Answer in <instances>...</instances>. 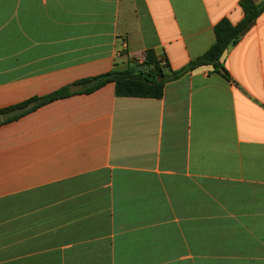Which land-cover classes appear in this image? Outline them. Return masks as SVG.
<instances>
[{
  "label": "crops",
  "instance_id": "crops-1",
  "mask_svg": "<svg viewBox=\"0 0 264 264\" xmlns=\"http://www.w3.org/2000/svg\"><path fill=\"white\" fill-rule=\"evenodd\" d=\"M239 2L0 0V110L148 50L181 70ZM225 66L232 82L203 66L161 99L108 83L1 123L0 264H264V13Z\"/></svg>",
  "mask_w": 264,
  "mask_h": 264
},
{
  "label": "trees",
  "instance_id": "trees-1",
  "mask_svg": "<svg viewBox=\"0 0 264 264\" xmlns=\"http://www.w3.org/2000/svg\"><path fill=\"white\" fill-rule=\"evenodd\" d=\"M239 6L243 13L240 23L232 25L225 18L220 20L213 28L215 37L213 45L202 55L191 60L183 69L172 71L164 57H159L153 50H148L143 62L138 66L126 70H113L107 74L79 82L78 84L84 86L82 92L89 94L108 83H113L117 97L161 99L166 82L176 80L182 75L203 66H212L214 73L221 75L226 81L232 82L225 66L228 48L235 46L244 32L264 13V2L256 4L253 0H240ZM69 95V89L64 88L46 97L34 98L18 106L0 110V113L24 107L31 102H36L35 107L41 106Z\"/></svg>",
  "mask_w": 264,
  "mask_h": 264
},
{
  "label": "water",
  "instance_id": "water-1",
  "mask_svg": "<svg viewBox=\"0 0 264 264\" xmlns=\"http://www.w3.org/2000/svg\"><path fill=\"white\" fill-rule=\"evenodd\" d=\"M83 88H84L83 85H79V86L71 88L69 90V92L70 93H76V92L82 91ZM35 106H36V103L35 102H31V103H29L28 105H26L24 107H18V108L12 109L10 111L4 112V113H0V124L1 123H5V122H7L8 120H10V119H12L14 117H17L19 115H22V114L30 111Z\"/></svg>",
  "mask_w": 264,
  "mask_h": 264
}]
</instances>
